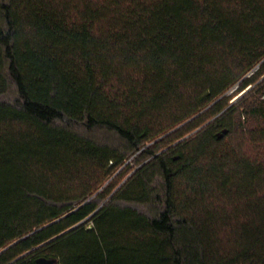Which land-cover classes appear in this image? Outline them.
I'll return each instance as SVG.
<instances>
[{
    "label": "trees",
    "instance_id": "obj_1",
    "mask_svg": "<svg viewBox=\"0 0 264 264\" xmlns=\"http://www.w3.org/2000/svg\"><path fill=\"white\" fill-rule=\"evenodd\" d=\"M0 250L264 264V0H0Z\"/></svg>",
    "mask_w": 264,
    "mask_h": 264
},
{
    "label": "rangeland",
    "instance_id": "obj_2",
    "mask_svg": "<svg viewBox=\"0 0 264 264\" xmlns=\"http://www.w3.org/2000/svg\"><path fill=\"white\" fill-rule=\"evenodd\" d=\"M236 88V86H234L233 88H231L229 91H227L224 95H227V96H231L232 94V91ZM251 86H248L246 88V90L250 89ZM244 92V91H243ZM243 92L239 93L237 96H235L234 98L231 99V102H233L237 97L241 96V94H243ZM155 141V140H154ZM154 141H150L147 143V145H150L152 144ZM135 156H131L129 159H127L125 161L124 164H129L130 166V170L128 169L123 175H118V173L121 171V169L123 168V165L118 167L115 171L113 170L112 173H110L101 183L100 185L98 186V188L96 189V191L94 192V194L98 193L100 190L104 189L110 182L111 183H116L114 188L112 189V191H115L120 185H122L128 178L129 176L137 169L138 165L137 164H134L133 163V158ZM110 183V184H111ZM93 194V195H94ZM112 194V192H111ZM110 194V195H111ZM108 195L107 198L110 196ZM106 201V199L103 200V203ZM102 203V204H103ZM101 205V204H100ZM90 223V221H89ZM121 222L118 220L114 223V226L111 230V233H110V236H111V239L113 241H116L117 242V239H119V236L121 234Z\"/></svg>",
    "mask_w": 264,
    "mask_h": 264
},
{
    "label": "water",
    "instance_id": "obj_3",
    "mask_svg": "<svg viewBox=\"0 0 264 264\" xmlns=\"http://www.w3.org/2000/svg\"><path fill=\"white\" fill-rule=\"evenodd\" d=\"M225 131V130H223ZM3 250H0V252ZM36 263L37 264H56V259L55 258H51V259H44V258H38L36 259Z\"/></svg>",
    "mask_w": 264,
    "mask_h": 264
}]
</instances>
